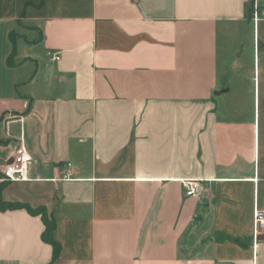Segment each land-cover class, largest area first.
Listing matches in <instances>:
<instances>
[{
  "label": "crops",
  "instance_id": "crops-1",
  "mask_svg": "<svg viewBox=\"0 0 264 264\" xmlns=\"http://www.w3.org/2000/svg\"><path fill=\"white\" fill-rule=\"evenodd\" d=\"M252 1L0 0V172L32 158L0 200L44 208L61 247L52 263L40 216L0 210V264H264Z\"/></svg>",
  "mask_w": 264,
  "mask_h": 264
},
{
  "label": "built area",
  "instance_id": "built-area-1",
  "mask_svg": "<svg viewBox=\"0 0 264 264\" xmlns=\"http://www.w3.org/2000/svg\"><path fill=\"white\" fill-rule=\"evenodd\" d=\"M253 20L257 21L256 17V0H253ZM46 55L50 61L57 62L60 57L56 53L47 52ZM32 158L26 148L20 144L9 160L2 165L0 172V181L6 183L24 182L28 180V172ZM183 194L185 197H194L200 193V184L196 181L182 182ZM264 228V212H254V233L256 235L258 229Z\"/></svg>",
  "mask_w": 264,
  "mask_h": 264
},
{
  "label": "trees",
  "instance_id": "trees-1",
  "mask_svg": "<svg viewBox=\"0 0 264 264\" xmlns=\"http://www.w3.org/2000/svg\"><path fill=\"white\" fill-rule=\"evenodd\" d=\"M29 4L25 3V5H29ZM252 5H253V1H252V4L250 5V11L251 12H252ZM248 17H247L248 20L252 19V15H251V17H249V18ZM13 51H14V49H13ZM23 208L25 210H27L28 213H30L31 215L40 216V218L43 222V225H44V229L42 231L41 238H42V241L44 243H47L52 247V260H51V262L52 263L55 262L60 256L61 247L54 238V231H55L54 218L52 216H48L44 208L31 209V208H29L25 205H22V204L5 203V202H1V200H0V210H2V211L3 210L4 211L10 210V209H23Z\"/></svg>",
  "mask_w": 264,
  "mask_h": 264
},
{
  "label": "rangeland",
  "instance_id": "rangeland-1",
  "mask_svg": "<svg viewBox=\"0 0 264 264\" xmlns=\"http://www.w3.org/2000/svg\"><path fill=\"white\" fill-rule=\"evenodd\" d=\"M253 10H254V6L252 5V12L250 11V7L248 8V11H247V17L249 16V17H251V15H252V18H253ZM248 17V18H249ZM251 21V20H250ZM253 24V23H252Z\"/></svg>",
  "mask_w": 264,
  "mask_h": 264
}]
</instances>
